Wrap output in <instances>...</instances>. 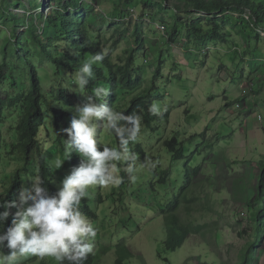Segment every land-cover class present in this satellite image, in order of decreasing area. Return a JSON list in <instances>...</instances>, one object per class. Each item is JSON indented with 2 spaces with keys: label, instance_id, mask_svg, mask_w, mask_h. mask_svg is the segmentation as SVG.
<instances>
[{
  "label": "rangeland",
  "instance_id": "374dc122",
  "mask_svg": "<svg viewBox=\"0 0 264 264\" xmlns=\"http://www.w3.org/2000/svg\"><path fill=\"white\" fill-rule=\"evenodd\" d=\"M29 1L10 0V11L19 17L29 13L39 16L49 14L58 6L51 0H35L41 4L39 8H34ZM139 1L131 0L136 4H126V0H97L88 18L96 37L103 48L111 52L114 62L119 61V58L124 60L126 50L135 47V44L130 28L122 40L113 46V39L117 36V24L113 22H117L122 11L127 9L131 14L126 16L140 24L145 46L137 52L139 60L135 78L139 85L136 92L150 84L156 67L161 64L162 77L156 80L158 89L153 90L148 102L150 105H160L161 113L169 108V120L162 124L160 137L154 135L147 143V148L151 154H160L163 167H171L170 155L158 141L159 138H168L175 130H179L184 133L185 143L191 151L195 149V141H190L189 135L208 128L206 136L214 144L212 148L202 147L195 163H203L207 153L210 154L209 159L204 163L203 171L189 195L194 201L189 203L188 210L180 211L184 222L208 226L203 233L186 239L179 248L166 250L163 245L165 227L162 216L154 208L155 203L150 196L145 199L143 182L133 187L131 193L134 195H129L124 204L114 201L110 195L113 187L90 188L87 202L96 217L88 218L97 232L92 254L98 256L92 264H113L116 258L113 247L121 241L127 244L133 254L125 260V264H184L191 256L207 264H238L239 250L247 239L246 235L239 237L238 233L251 224L249 204L256 192L258 173L264 169V30H256L260 38L248 30L251 35L247 42L238 31L243 21L238 13H232L233 18L225 26L230 31L225 42L201 44L198 36H191L168 43L165 27L174 20L171 9L168 5L159 9L156 3H151L148 9L141 12L135 6ZM23 30V26L17 25L18 32ZM9 33L10 27L3 28L0 24V54L4 51V42ZM26 45L31 50L34 48L28 41ZM33 52L35 54V48ZM33 62L39 65L38 72L46 89L67 88L71 94L73 105L68 107L67 121L57 128L52 114L46 110V131L41 129L38 135L59 189L61 181L73 169L67 159L60 168L54 166L57 158H63V141L67 139V134L62 129L70 126L71 119L76 115L75 109L83 105L85 96L71 90L75 73L65 71L62 77H58L48 62L36 56ZM11 68L9 72L14 80L28 82L21 64H13ZM6 85L13 91L10 84ZM16 110L7 111L2 127L4 142L0 148V185L9 181V174L17 164L7 154L11 140L16 141V132L12 129L17 121ZM259 114L261 120L257 119ZM99 135L109 147L117 146L115 137L105 133L103 128ZM45 144H48L47 150L44 149ZM36 159L37 155L33 153L32 161ZM32 161L29 170L23 174V188L30 187V178L36 177V167ZM182 163H175L173 174L182 172ZM212 176L211 181L209 178ZM99 193L102 202L97 200ZM104 247L112 249L104 252ZM23 264L56 262L50 258L40 260L30 257Z\"/></svg>",
  "mask_w": 264,
  "mask_h": 264
},
{
  "label": "trees",
  "instance_id": "16d2710c",
  "mask_svg": "<svg viewBox=\"0 0 264 264\" xmlns=\"http://www.w3.org/2000/svg\"><path fill=\"white\" fill-rule=\"evenodd\" d=\"M51 1L58 6L49 14L34 16L29 13L27 16L19 17L10 11V0H0V24L3 28L10 27V33L4 42V51L2 50L0 54V148L4 142L2 127L6 121L7 111L17 108V121L12 127L16 132V141L12 139L7 150L10 160L17 164L13 172L9 174V181L0 185V204L18 200V194L25 181L23 174L29 170L33 153L37 155V159L32 161L36 167L35 176L44 180L42 186L50 195L58 191L55 185V173L44 156L38 135L41 129L46 131L44 114L46 110L52 114L55 126L60 128L67 121L68 107L73 104L67 88L46 89L38 72L39 65L33 62V58L36 56L48 62L55 75L62 77L65 71L76 73L85 60L104 50L88 18L97 0ZM19 3L22 5L21 2ZM29 3L34 8H39L41 4L35 0H30ZM151 3H156L159 9H164L166 5L171 9L174 20L171 25L165 27L168 43H175L180 37L190 38L191 36H198L201 44L211 41L225 42L230 35V31L225 26L227 21L233 18L232 13H238L243 21L240 24L241 30L238 31L247 42L251 35L248 30L253 31L258 38L261 36L256 30H264V0H140L135 6L144 12ZM126 4L136 3L126 0ZM131 11L134 9L131 8ZM127 14L131 13L126 9L122 11L120 19L113 22L117 24L115 28L117 36L113 39L112 45H117L131 28L135 47L128 48L125 59L119 58L117 62L113 61L111 52L108 51L105 59L94 65L93 78H90L85 91L91 94L93 88L102 85L109 89V95L105 100L108 106L126 115L136 113L142 116L141 138L138 142L129 145L130 150L138 156L134 170L129 174L124 171V168L130 165H119L122 182L118 187L111 189L110 195L114 201L124 204L129 195H134L131 193L133 187L139 185L138 182H143L142 192L146 193L145 199L150 196L155 203L154 208L163 219L164 248L175 250L186 239L203 233L208 226V224L184 222L180 211L188 210L189 203L194 201V198L189 195L191 191L193 192V186L201 175L203 165L210 154L205 155L203 163H195L196 158L201 155L202 147L212 148L214 143L207 138L208 128H206L202 132L189 135L188 139L195 141V149L189 151L184 133L175 130L172 136L158 140L161 141L166 153L170 155L171 167L162 166L160 154L149 152L147 143L154 135L160 137L162 124L168 122L170 110L167 108L158 116L148 111L150 106L148 100L153 90L158 89L156 80L162 77L160 63L156 67L150 84L136 92L139 85V81L135 78L139 60L137 52L143 50L145 42L140 24H136L133 18H128ZM17 25L23 26L24 30L18 32ZM27 41L35 48V54L34 48L31 50L28 45L25 46ZM159 62L162 63L161 60ZM13 64L16 66L21 64L28 78L27 83L17 82L10 76L9 71H12ZM5 84H10L13 91L5 87ZM115 140L118 145L116 137ZM150 159L156 165L151 169L145 167ZM67 160L72 168H75L79 166L82 157L73 152ZM178 161L183 162L182 172L173 174L175 163ZM209 179L212 181L213 176ZM255 189L256 192L249 204L251 224L238 233L239 237L247 236L239 250L238 264H253L258 250L264 245V169L258 173ZM97 200L98 202L103 200L100 193L97 195ZM3 210L0 207V211ZM80 210L87 217H96V213L88 205L87 197L82 199ZM15 211V208L10 209L12 213ZM11 218L10 215L0 226V231L10 226ZM113 248L116 253L113 264H125V260L133 255L127 244L122 241ZM110 249L112 247H104L102 251ZM3 252L7 254L8 249L5 247ZM96 258L98 256L91 253L84 264H92ZM184 264L207 263L200 261L198 257L191 256ZM219 264L230 263L220 262Z\"/></svg>",
  "mask_w": 264,
  "mask_h": 264
},
{
  "label": "clouds",
  "instance_id": "9594fccd",
  "mask_svg": "<svg viewBox=\"0 0 264 264\" xmlns=\"http://www.w3.org/2000/svg\"><path fill=\"white\" fill-rule=\"evenodd\" d=\"M108 55L104 49L85 60L74 76L77 94L85 96L82 106L75 109L76 115L70 126L62 129L67 134L63 141V158H57L55 168H60L73 152L82 160L79 166L61 181L55 194H49L43 187L44 180L31 177L30 187L22 188L18 200L0 204V226L11 215V224L0 231V264H23L30 257L40 260L50 258L56 264H84L93 252L96 229L89 218L80 210L82 199L94 187H118L122 182L120 164L130 165L124 171L131 174L138 156L129 145L141 138L142 116L125 114L108 106L105 102L109 89L102 85L93 88L91 94L85 90L93 78L94 65L102 62ZM149 113L158 116L161 106L151 104ZM114 135L117 147H109L102 142L99 132ZM43 136V133H41ZM48 144L44 145L47 150ZM156 165L148 161L149 169ZM15 208L14 213L10 209ZM8 249L7 254L3 252Z\"/></svg>",
  "mask_w": 264,
  "mask_h": 264
},
{
  "label": "crops",
  "instance_id": "0c3cea01",
  "mask_svg": "<svg viewBox=\"0 0 264 264\" xmlns=\"http://www.w3.org/2000/svg\"><path fill=\"white\" fill-rule=\"evenodd\" d=\"M253 264H264V245L261 249L257 252L256 260Z\"/></svg>",
  "mask_w": 264,
  "mask_h": 264
},
{
  "label": "built area",
  "instance_id": "2783aa9c",
  "mask_svg": "<svg viewBox=\"0 0 264 264\" xmlns=\"http://www.w3.org/2000/svg\"><path fill=\"white\" fill-rule=\"evenodd\" d=\"M257 119L258 120H261L262 119V116L259 114L258 116H257ZM243 214V213H242Z\"/></svg>",
  "mask_w": 264,
  "mask_h": 264
}]
</instances>
